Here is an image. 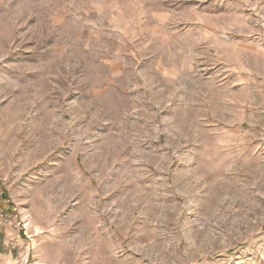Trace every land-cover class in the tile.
Here are the masks:
<instances>
[{
    "label": "rangeland",
    "instance_id": "374dc122",
    "mask_svg": "<svg viewBox=\"0 0 264 264\" xmlns=\"http://www.w3.org/2000/svg\"><path fill=\"white\" fill-rule=\"evenodd\" d=\"M0 264H264V0H0Z\"/></svg>",
    "mask_w": 264,
    "mask_h": 264
}]
</instances>
